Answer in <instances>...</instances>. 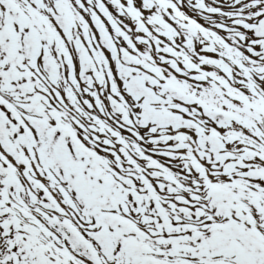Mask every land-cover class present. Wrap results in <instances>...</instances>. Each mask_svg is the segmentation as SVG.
<instances>
[{
    "label": "snow or ice",
    "instance_id": "6c2138e0",
    "mask_svg": "<svg viewBox=\"0 0 264 264\" xmlns=\"http://www.w3.org/2000/svg\"><path fill=\"white\" fill-rule=\"evenodd\" d=\"M0 264H264V0H0Z\"/></svg>",
    "mask_w": 264,
    "mask_h": 264
}]
</instances>
